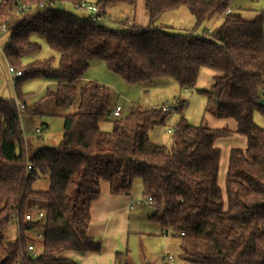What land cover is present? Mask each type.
Instances as JSON below:
<instances>
[{
    "label": "trees",
    "instance_id": "1",
    "mask_svg": "<svg viewBox=\"0 0 264 264\" xmlns=\"http://www.w3.org/2000/svg\"><path fill=\"white\" fill-rule=\"evenodd\" d=\"M82 1L47 0L41 7L43 0H0V27L5 25L8 35L4 54L22 72L16 97L25 104L20 115L14 99L0 98V264H17L21 249L26 264H77L70 252H100L101 241L88 233L92 205L104 182L112 194L122 195L136 179L144 196L156 203L151 221L180 238V264H264V128L253 119L255 111H264L259 105L264 98L263 13L245 18L234 10L233 0H144L149 24L127 21L113 28L59 7ZM138 2L94 3L109 12L116 5L135 8ZM181 7L193 15L190 28L163 22L167 12ZM214 16L222 18L221 24L210 33L199 31ZM37 37L58 55L57 65L54 54L22 65L24 56L41 50ZM93 59L130 84L166 79L182 89H194L200 69L208 68L214 75L202 92L215 105V116L234 119L236 128L189 123L182 115L187 101L179 99L172 144L156 143L150 132L166 123L164 104H134L129 113L115 116L111 89L84 80ZM36 77L56 82V88L29 105L19 87ZM50 101L76 110L57 114L64 120L57 146L34 149L25 141L22 117L43 114ZM112 116V129L103 130L101 123ZM232 133L245 136L246 148H231L223 190L216 141ZM44 175L49 187L35 189ZM34 205L45 216L27 222L25 214ZM15 214L20 230L8 239L4 231ZM29 230L42 231L43 239ZM30 242L37 243L36 257L28 255Z\"/></svg>",
    "mask_w": 264,
    "mask_h": 264
},
{
    "label": "rangeland",
    "instance_id": "2",
    "mask_svg": "<svg viewBox=\"0 0 264 264\" xmlns=\"http://www.w3.org/2000/svg\"><path fill=\"white\" fill-rule=\"evenodd\" d=\"M93 3L95 0H85ZM62 9L69 10L79 15L88 14L84 10L76 8L75 5L63 4L59 6ZM232 7L236 12H240L245 18H252L256 14L262 12L264 15V0H233ZM112 19L105 24L119 28L127 21H135L137 24L147 25L149 24V17L145 8L144 0H139V3L134 8L130 5H116L109 9ZM143 12L147 15L148 20L143 22ZM163 22L169 25H180L183 27H189L193 22V15L186 7L167 12L162 17ZM222 22V18L214 16L212 19L205 21L200 27L201 32L206 31L210 33L212 29L217 28ZM6 35L0 32V44L4 45ZM38 38V37H37ZM41 43V50L37 53L22 58V65L27 66L33 60L47 59L53 54L56 56L55 65L58 64V55L49 49L44 39L38 38ZM7 63L4 55L0 50V97H14L16 95V79L10 80ZM208 69H203L199 72L196 87L194 89H182L175 81L158 79L153 83L130 84L126 82L120 75L108 70L107 66L100 59H93L90 63V67L86 73V77H90L91 80L98 81L101 84L108 86L112 91L113 106L121 105V115L129 113L132 105L141 104L145 107H158L161 104L168 102H176L179 99H185L187 101L182 115L193 125H199L201 123L206 125H214L217 122H221L215 116L214 112L216 107L214 104H208L207 98L202 90L209 89V81L212 79L209 75ZM166 80V81H165ZM56 88L52 83L46 82L43 78L36 77L25 79L19 87L20 93L25 97L26 102L29 105L34 104L40 97H42L47 89ZM76 110V106L72 104H66L64 106H56L52 101L48 102L43 107V114L39 115H23L22 128L24 131L25 139L29 140L30 145L34 149L38 148H51L57 146L63 137V125L64 120L57 114H65ZM181 114L172 113L167 117L165 124L155 126L150 133L151 139L159 144L170 146L172 144V132L168 129L174 130V125L180 118ZM115 117L112 116L108 121L101 123L103 130H111L113 127L112 120ZM253 119L257 125L264 128V111H255ZM232 121V120H231ZM46 125L48 127H46ZM41 128L42 133L38 135L36 128ZM221 127H224L221 126ZM228 127L230 130V126ZM221 147V159L219 166L218 181L222 189L225 187L226 171L229 163V155L232 147L246 148V138L239 133H232L229 136L220 137L216 141ZM108 185L107 182L103 183ZM140 184V179L134 180L133 188L135 193H141V188H137L136 185ZM105 185V186H106ZM33 187L35 189H47L49 187V180L46 175L38 178ZM139 193V194H140ZM142 197V196H141ZM144 208L146 214L143 216V223L138 222V216L132 215L131 222L135 225L155 226V223L149 222L148 215H152L153 209L147 206ZM148 214V215H147ZM138 218V219H137ZM5 236L8 239H15L17 237V227L14 223H10L5 228ZM121 232L117 236V249L119 250L115 255V264H145L148 261L150 264H167L161 262L163 256L172 255L174 260L170 264H180V238L172 232L168 231L167 235H134L131 234L127 242H124L121 238ZM76 260V254L73 255ZM169 262V261H168Z\"/></svg>",
    "mask_w": 264,
    "mask_h": 264
},
{
    "label": "crops",
    "instance_id": "3",
    "mask_svg": "<svg viewBox=\"0 0 264 264\" xmlns=\"http://www.w3.org/2000/svg\"><path fill=\"white\" fill-rule=\"evenodd\" d=\"M96 1V0H95ZM94 1V2H95ZM93 2V3H94ZM139 3V2H138ZM142 20L143 22H146L148 20L147 15L143 12L142 14ZM143 25V24H141ZM216 29V28H215ZM214 30V28L212 29ZM1 32V31H0ZM6 35L4 40V45L0 44V50L2 54L5 57L4 54V46L8 40L7 33L2 32ZM6 59V57H5ZM7 61V59H6ZM8 63V61H7ZM9 64V63H8ZM205 67H202L200 69L203 70ZM208 69V68H206ZM8 74L10 77V80H12L11 75L9 73V66L7 65ZM199 71V72H200ZM209 75H214V71L208 69L207 70ZM84 80H91L90 77H85ZM48 82V81H46ZM56 86V82H49ZM212 79L209 81V84L211 85ZM196 87V86H195ZM14 97H0V98H6V99H14ZM264 99V98H263ZM26 101V100H25ZM162 105V104H161ZM232 120V121H231ZM224 127L230 126L231 129L236 128V122L234 119H222L221 122H217L214 125H210L211 127ZM152 132V131H151ZM150 132V133H151ZM29 143V140H28ZM30 144V143H29ZM141 181V180H140ZM106 185V184H105ZM102 185V194L97 199L91 208V224L89 226L88 233L90 236L94 237L96 240L101 241L102 243V249L100 252L94 253V252H84V253H76V252H70L69 255L73 257L74 254L77 256V264H115V254L119 251L117 248V236L119 232H121V238L124 242H127L131 234L134 235H167L165 234V230H163L160 226L156 225L153 226H144V225H135L131 222L132 215L136 214L138 216L139 220H136V223H143V216H145L146 212L144 210V206H147L151 208L150 206L146 204H135L133 206L130 205V202L132 200H138L141 198H144L143 194V184L141 181L140 184H137L136 187L139 189L141 188V193H135L134 188L132 187V190L128 194H122V195H114L110 192L109 185L105 186ZM142 196V197H141ZM153 209V208H152ZM148 215V214H147ZM137 218V219H138ZM148 219L150 224L154 223L150 219V215H148ZM144 224V223H143ZM170 255V254H168ZM166 257V256H163ZM162 257V258H163ZM167 258V257H166ZM174 260V259H173ZM167 259L164 263L170 264L171 261ZM161 262L162 259H161ZM145 264H150L148 261H146Z\"/></svg>",
    "mask_w": 264,
    "mask_h": 264
},
{
    "label": "built area",
    "instance_id": "4",
    "mask_svg": "<svg viewBox=\"0 0 264 264\" xmlns=\"http://www.w3.org/2000/svg\"><path fill=\"white\" fill-rule=\"evenodd\" d=\"M48 4L47 0H43V2L40 4L41 7H45L46 5ZM25 7V6H24ZM76 8L80 9V10H84L86 11L89 16L94 20L96 21L98 24H103L105 22H108L112 19V16L109 12H105V11H101L100 8L95 4V3H90V2H87V1H82L80 3H77L76 4ZM231 9L229 8L227 10V12H230ZM0 31L1 32H4V33H7V27L5 25L1 26L0 27ZM9 73L11 75V78H12V81H14L18 76H20L22 74V72L20 70H17L15 69L13 66L9 65ZM15 100V103H16V106H17V110L19 112L20 115L23 114V112L25 111V104L19 100L17 97L14 98ZM163 109V115L164 116H167L169 117L174 109H175V104L172 103V102H168L166 104L163 105L162 107ZM122 108L120 105L116 106L113 110V114L115 116H118L120 115V112H121ZM169 132H173L171 129H168ZM36 133L38 135H41L42 133V129L41 128H36ZM26 143H28V140L25 139ZM28 168H31L30 165H28ZM135 204H146L150 207H154L155 206V201L153 199L152 196H147V197H144V198H141V199H138V200H132L130 202V205L133 206ZM45 216V213L43 210L39 209L37 207V205H34L31 209V211L27 212L25 214V220L27 222H34V221H39V220H42ZM12 222L16 225L17 227V230L19 232L20 230V220H19V217L17 214H15L13 217H12ZM28 233L38 239V240H42L43 239V232L42 231H38V230H29ZM181 234H184L183 232H181ZM36 242H30L28 244V247H27V252H28V255L32 256V257H36L38 255V252L36 250ZM26 255L24 250L21 249L20 251V257H19V260L17 262V264H26ZM167 259L169 261H173V256L172 255H168L166 256ZM166 257H163L162 260L164 261V259H166Z\"/></svg>",
    "mask_w": 264,
    "mask_h": 264
},
{
    "label": "water",
    "instance_id": "5",
    "mask_svg": "<svg viewBox=\"0 0 264 264\" xmlns=\"http://www.w3.org/2000/svg\"><path fill=\"white\" fill-rule=\"evenodd\" d=\"M259 105L264 106V99H261V100L259 101Z\"/></svg>",
    "mask_w": 264,
    "mask_h": 264
}]
</instances>
